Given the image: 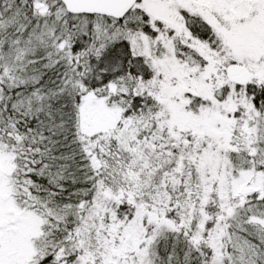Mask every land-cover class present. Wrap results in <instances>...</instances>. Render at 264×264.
I'll use <instances>...</instances> for the list:
<instances>
[{
	"label": "rangeland",
	"instance_id": "rangeland-1",
	"mask_svg": "<svg viewBox=\"0 0 264 264\" xmlns=\"http://www.w3.org/2000/svg\"><path fill=\"white\" fill-rule=\"evenodd\" d=\"M136 2L118 19L122 29L99 18L90 37L85 35L90 20L84 16L75 21V31L100 53L120 38L128 39L133 59L145 65H136L141 72L134 69L137 77L129 78L134 85L130 92L150 93L162 104L152 137L133 145L132 165L111 168L108 181L98 184L100 193L84 210L83 230L68 248L61 243L56 215L46 204L25 200L27 188L0 142V264H69L74 249L78 264H158L159 243L179 234L189 237V245L196 239L195 247L211 254L212 264H264V108H256L245 89L235 88L264 86V0ZM48 3L36 0L33 9L45 15ZM7 8L0 0V28L12 20ZM140 11L149 34L143 26L123 31ZM66 12L58 9L60 16ZM193 13L207 23L217 42L190 35L185 14ZM38 29L32 26L35 46L41 42ZM7 52L18 56L0 55L3 74L21 76L28 64L24 48ZM232 59L244 63L240 83L226 76ZM146 67L151 76L145 81ZM225 90L230 98L223 99ZM102 91L100 97L85 93L78 115L83 149L96 169L106 165L95 156L108 154L104 139L126 146L137 133L132 119H124L122 109L108 99L129 88L116 81ZM121 202L137 206L134 220L115 217L112 207ZM218 215L224 220L219 222Z\"/></svg>",
	"mask_w": 264,
	"mask_h": 264
},
{
	"label": "trees",
	"instance_id": "trees-1",
	"mask_svg": "<svg viewBox=\"0 0 264 264\" xmlns=\"http://www.w3.org/2000/svg\"><path fill=\"white\" fill-rule=\"evenodd\" d=\"M34 1L5 0L8 8L4 11L12 13V20L0 28V55L2 59L16 57L18 55H10L7 49L14 52L23 47V59L28 64L21 76L18 75L20 72L4 75V66L0 64V142L6 147V152L13 156L17 178L27 188L25 200L29 204L34 199L39 204H46L56 215L59 219L57 232H63L60 235L61 243L68 248L74 243L75 234L83 230L81 221L84 220V210L92 205L93 198L100 193L98 184L108 181L111 168L126 170L136 160L133 145L141 146L142 141L152 137L150 131L157 127L155 115L162 104L150 93L140 90L137 94L130 92L134 85L128 80L137 77L135 70L139 69L136 65H145L140 63V59H133L128 39L120 38L104 53L85 39L86 34L91 37L95 32L93 26L96 19L114 22L118 29H122L120 24L123 20L68 12L60 16L58 9L64 8L60 0H48V13L40 15L33 9ZM84 16L90 20V24L85 30L87 33L80 36L75 31V21ZM137 16L123 31L143 26L140 29L149 34L145 29L146 16L141 11ZM49 22L53 23L51 27L44 29V23L49 25ZM185 22L194 38L217 42L199 15L185 14ZM34 25L39 28L37 31H42L39 32L42 43H36L37 46L35 39H32ZM61 44L64 46L59 48ZM229 62L244 65L239 60ZM146 71L143 75L145 81L151 76L147 67ZM116 81L123 83L129 91L119 93L118 97L109 96L108 99L122 109L124 119H132L137 133L134 143L126 146L112 138L104 139L103 148L107 149L108 154L97 152L95 156L104 160L106 165L96 169L83 149L86 140L78 132L79 105L85 93L93 91L97 97L104 96L103 88ZM235 88L245 89V97L256 108H264V86H252L253 89L247 90L235 85ZM228 91L225 90L223 99L230 98ZM180 137L177 136L178 139ZM112 209L119 220H134L138 210L137 206H130L126 202L114 205ZM59 227L62 231H58ZM172 242V238H168L159 243L157 249L161 260ZM169 254L174 256L171 251ZM76 259L74 249L67 261L78 264Z\"/></svg>",
	"mask_w": 264,
	"mask_h": 264
},
{
	"label": "water",
	"instance_id": "water-1",
	"mask_svg": "<svg viewBox=\"0 0 264 264\" xmlns=\"http://www.w3.org/2000/svg\"><path fill=\"white\" fill-rule=\"evenodd\" d=\"M65 10L73 15H101L113 19H121L134 5L136 0H60ZM244 66L237 63H229L226 67L228 78H244L246 71ZM244 71V73H241ZM245 192V190H244Z\"/></svg>",
	"mask_w": 264,
	"mask_h": 264
},
{
	"label": "flooded vegetation",
	"instance_id": "flooded-vegetation-1",
	"mask_svg": "<svg viewBox=\"0 0 264 264\" xmlns=\"http://www.w3.org/2000/svg\"><path fill=\"white\" fill-rule=\"evenodd\" d=\"M231 79L237 81L240 80L237 78ZM217 220L221 222L224 219L220 215H218ZM2 225L6 226V223L3 222ZM45 230L46 228L45 226H43L42 231ZM188 239L189 237L184 234H179L177 237L172 238L173 242L170 243L169 251H165L164 253V264H173V262L174 264H212L211 254L205 252L206 250L201 246L195 247V245L198 244L196 239H192L191 245H189ZM166 245L168 246V243H166ZM170 251L174 254V256H170ZM167 259H170V261H168Z\"/></svg>",
	"mask_w": 264,
	"mask_h": 264
}]
</instances>
